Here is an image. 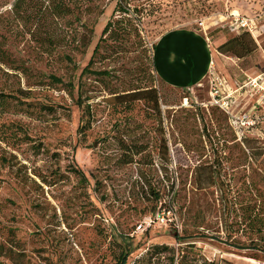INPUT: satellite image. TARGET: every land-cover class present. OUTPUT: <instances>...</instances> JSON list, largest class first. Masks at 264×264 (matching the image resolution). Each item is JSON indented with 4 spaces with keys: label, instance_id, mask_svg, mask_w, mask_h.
I'll return each instance as SVG.
<instances>
[{
    "label": "rangeland",
    "instance_id": "obj_1",
    "mask_svg": "<svg viewBox=\"0 0 264 264\" xmlns=\"http://www.w3.org/2000/svg\"><path fill=\"white\" fill-rule=\"evenodd\" d=\"M257 1L0 0V264H264V124L242 141L208 79L152 67L158 36L218 52ZM260 46L214 65L241 81Z\"/></svg>",
    "mask_w": 264,
    "mask_h": 264
},
{
    "label": "crops",
    "instance_id": "obj_2",
    "mask_svg": "<svg viewBox=\"0 0 264 264\" xmlns=\"http://www.w3.org/2000/svg\"><path fill=\"white\" fill-rule=\"evenodd\" d=\"M226 1L229 2V0ZM257 2V4L255 3L256 5H245V8H251V10L245 9L244 7L232 6V4H226V7L228 12L236 11L242 15L254 16L264 10V0ZM241 8H243L246 13L243 12ZM219 19V22L223 23L219 26L220 29H222L221 32L232 34V36L238 34V31L229 26L223 17ZM210 25H212V23H209L208 27H210ZM203 29V31H195L187 28H178L167 31L156 38L153 49L154 68L157 76L163 82L172 86L188 87L194 84L199 85L204 79L209 80L207 72L210 63L219 62L218 56L223 57V55L218 53L216 49H212L210 42L207 41V37L205 36V26ZM256 38L258 48L261 49L260 43L264 41V27L261 26L259 28L256 33ZM213 44L216 45L217 48L222 42H213ZM212 50H215L216 54L212 52ZM262 53H264V50H262ZM217 71L220 72L218 68ZM260 73H264V71H258V73L253 76L246 75L245 79L241 81L233 80L223 73H221V75L226 80L230 90H237L248 78L255 77ZM234 97V104L237 108L241 109L248 108V106H251L255 102L254 96L251 95V92L246 90L237 92Z\"/></svg>",
    "mask_w": 264,
    "mask_h": 264
},
{
    "label": "built area",
    "instance_id": "obj_3",
    "mask_svg": "<svg viewBox=\"0 0 264 264\" xmlns=\"http://www.w3.org/2000/svg\"><path fill=\"white\" fill-rule=\"evenodd\" d=\"M229 26L238 31L249 33L257 42L256 33L264 27V10L254 16L242 15L236 11H229L222 16ZM203 28V22L200 23ZM207 41L209 39L207 38ZM258 45V44H257ZM209 78V105L222 111L238 138H243L250 132L260 131L264 124V73L248 78L237 90H230L224 77L217 71L214 62H211L207 72ZM249 91L255 102L248 109L237 108L235 97L237 92Z\"/></svg>",
    "mask_w": 264,
    "mask_h": 264
},
{
    "label": "trees",
    "instance_id": "obj_4",
    "mask_svg": "<svg viewBox=\"0 0 264 264\" xmlns=\"http://www.w3.org/2000/svg\"><path fill=\"white\" fill-rule=\"evenodd\" d=\"M121 10L124 12L123 8H121ZM108 26H109V24L104 28L103 33L107 31ZM255 45L258 46L254 37L251 36L247 32L241 31L239 34L235 35L231 39L225 41L220 46H218L217 50H218V52H220L222 54H228V55H231L233 57L241 59V58H244V57L248 56L249 54H251L255 49ZM96 49H97V47L95 48L94 52L96 51ZM87 67L88 66H86L85 69H87ZM152 67H153V70H155L153 63H152ZM149 91L151 93L154 92V90H152V89ZM142 92H144V91H142ZM142 92H133L131 94H134L133 96H135L136 93H142ZM135 99H140V98H135ZM154 101L156 103L157 99L154 98ZM255 132H257V131H255ZM258 132H260V131H258ZM248 136H249V134H246L243 138H241L242 141L246 140L248 138ZM75 172H77V170H75ZM78 173L80 174V172H78ZM163 249H167V248L164 247ZM127 257H128V252H121L117 257L115 264H126ZM170 264H173V259L171 260Z\"/></svg>",
    "mask_w": 264,
    "mask_h": 264
}]
</instances>
